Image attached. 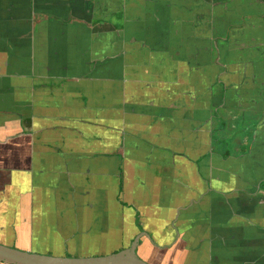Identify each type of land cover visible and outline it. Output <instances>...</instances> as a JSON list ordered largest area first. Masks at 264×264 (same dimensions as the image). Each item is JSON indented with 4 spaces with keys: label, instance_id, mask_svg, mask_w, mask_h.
I'll list each match as a JSON object with an SVG mask.
<instances>
[{
    "label": "crops",
    "instance_id": "crops-1",
    "mask_svg": "<svg viewBox=\"0 0 264 264\" xmlns=\"http://www.w3.org/2000/svg\"><path fill=\"white\" fill-rule=\"evenodd\" d=\"M215 114L246 152H211ZM261 181L264 0H0V244L235 264Z\"/></svg>",
    "mask_w": 264,
    "mask_h": 264
},
{
    "label": "flooded vegetation",
    "instance_id": "flooded-vegetation-1",
    "mask_svg": "<svg viewBox=\"0 0 264 264\" xmlns=\"http://www.w3.org/2000/svg\"><path fill=\"white\" fill-rule=\"evenodd\" d=\"M260 62L261 61L252 64V66L255 69L254 70L255 74L253 76H255L256 78L263 75L262 73H260L261 70L259 72V69L262 65V63L261 65H258ZM180 97L183 100L185 99L183 98L184 96H180ZM184 105H186V102H184ZM214 120L216 122L217 129L213 131L212 134L213 136L210 141L211 152L216 151L217 153H221L223 155L234 156L238 153H243L247 151V145L245 144V141H247V138H245V136L247 135L244 136L243 133L245 131H243L242 127L240 130L241 132L239 130L232 129L230 127L232 126L230 124V120L222 119L217 114L214 115ZM174 176H175V172L169 171L168 179H171ZM168 179H167V183H168ZM188 181L190 182V180ZM176 183H177L176 180L173 181V184ZM260 184L261 185L257 187V190H255L254 192H252V194H250L253 198V202H257L254 204V207L249 206L247 208L245 207L244 209L242 208L244 206H241V204L243 203L242 201H241L242 203L236 200L231 201L232 204L229 205L231 207V208L229 207L230 208L229 212H227L224 218L221 219V227H220L222 231L221 234H224L225 240H229V242H232L235 245L233 248H229L228 246H226V249H224L227 253L229 254L231 253L234 256L231 258V263L264 264V181L263 182L261 181ZM190 185H192L194 187L193 190H195V186L192 183ZM190 185H184L182 187L183 189L186 188V191L184 192L183 196L184 195L188 196L193 193L192 191L190 193L188 190V187H190ZM169 194L174 198L176 191L175 190L173 192L170 191ZM199 196L200 195H198L197 197ZM190 197H192V195ZM251 228H253L255 232H257L258 234L249 233L252 235L250 236L248 235V237L243 238L244 237L243 233L249 232ZM215 246L218 245L215 244ZM216 250H215V254L218 257V259L222 258L223 257L222 255H224L221 254L223 248L222 250L220 249H218L217 251ZM218 259L215 260L216 264H219L217 263L219 262ZM146 262L149 263L148 261Z\"/></svg>",
    "mask_w": 264,
    "mask_h": 264
},
{
    "label": "water",
    "instance_id": "water-1",
    "mask_svg": "<svg viewBox=\"0 0 264 264\" xmlns=\"http://www.w3.org/2000/svg\"><path fill=\"white\" fill-rule=\"evenodd\" d=\"M138 238L118 252L103 256H50L0 244V262L6 264H149L137 253Z\"/></svg>",
    "mask_w": 264,
    "mask_h": 264
},
{
    "label": "built area",
    "instance_id": "built-area-1",
    "mask_svg": "<svg viewBox=\"0 0 264 264\" xmlns=\"http://www.w3.org/2000/svg\"><path fill=\"white\" fill-rule=\"evenodd\" d=\"M0 264H6V263L0 262Z\"/></svg>",
    "mask_w": 264,
    "mask_h": 264
}]
</instances>
